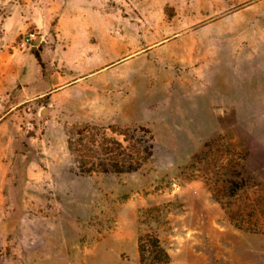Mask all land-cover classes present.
<instances>
[{"label": "rangeland", "instance_id": "rangeland-1", "mask_svg": "<svg viewBox=\"0 0 264 264\" xmlns=\"http://www.w3.org/2000/svg\"><path fill=\"white\" fill-rule=\"evenodd\" d=\"M84 123L152 158L79 174ZM139 238L264 264V0H0V264H140Z\"/></svg>", "mask_w": 264, "mask_h": 264}, {"label": "trees", "instance_id": "trees-1", "mask_svg": "<svg viewBox=\"0 0 264 264\" xmlns=\"http://www.w3.org/2000/svg\"><path fill=\"white\" fill-rule=\"evenodd\" d=\"M37 61L40 59L36 56ZM67 150L77 172L129 174L139 171L153 155V137L144 127H97L87 123L73 125L67 134ZM140 264H167L169 256L158 239H152L144 258L142 239L137 243Z\"/></svg>", "mask_w": 264, "mask_h": 264}, {"label": "built area", "instance_id": "built-area-1", "mask_svg": "<svg viewBox=\"0 0 264 264\" xmlns=\"http://www.w3.org/2000/svg\"><path fill=\"white\" fill-rule=\"evenodd\" d=\"M35 40H36V36L34 34H27L21 39L19 43V47L21 49H25L27 47H33Z\"/></svg>", "mask_w": 264, "mask_h": 264}, {"label": "water", "instance_id": "water-1", "mask_svg": "<svg viewBox=\"0 0 264 264\" xmlns=\"http://www.w3.org/2000/svg\"><path fill=\"white\" fill-rule=\"evenodd\" d=\"M39 43H40V38H36V40L34 41V46H38Z\"/></svg>", "mask_w": 264, "mask_h": 264}]
</instances>
